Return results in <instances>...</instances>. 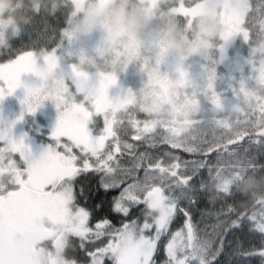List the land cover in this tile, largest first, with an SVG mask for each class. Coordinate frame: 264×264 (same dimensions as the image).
I'll return each instance as SVG.
<instances>
[{
    "label": "snow or ice",
    "instance_id": "obj_1",
    "mask_svg": "<svg viewBox=\"0 0 264 264\" xmlns=\"http://www.w3.org/2000/svg\"><path fill=\"white\" fill-rule=\"evenodd\" d=\"M170 10L185 18L215 14L226 28L224 45L235 37L250 44L264 31V9L253 0H191ZM65 41H74L70 22L59 37L53 33L26 49L11 50L0 35V102L32 73L40 83L24 86L27 113L51 100L59 114L39 158L23 139L0 129V217L13 226L0 234V264H32L18 242L37 217L44 233L38 251L67 236L71 264H255L257 258L264 264V199L246 208L231 200L235 174L264 168L237 151L245 140L264 142V65L251 61L257 87L241 85L243 102L231 118L204 120L196 116L189 73L177 78L157 67L162 47L155 64L151 57L141 63L136 48L122 50L116 37L102 34L94 53L110 47L125 69L137 61L148 77L138 94L129 90L112 99L117 75L96 66L95 57L81 53L69 71H59ZM214 78L208 74L210 102L222 110ZM154 83L156 94L142 99ZM90 122L100 129L96 137Z\"/></svg>",
    "mask_w": 264,
    "mask_h": 264
},
{
    "label": "rangeland",
    "instance_id": "obj_2",
    "mask_svg": "<svg viewBox=\"0 0 264 264\" xmlns=\"http://www.w3.org/2000/svg\"><path fill=\"white\" fill-rule=\"evenodd\" d=\"M112 1L114 0H72L74 12L71 13L70 24L74 32V41L71 44L65 41L59 53V71L65 72V65L76 62L79 55L83 53L89 58L95 57L93 63L105 72L116 73L117 85L109 90L112 99H116L129 90L138 94L148 83V77L146 72L141 71L137 61L130 62L125 69L124 58H117L110 47H105L102 52L94 53V49L102 39V34L104 36L110 34L116 37L122 50L136 48L140 54L141 63L144 58L151 57L152 64H155L162 47L163 57L157 67L177 78L181 71L188 72L194 85V88L189 91H195L196 103L199 104L196 114L198 119L231 118L233 110L243 102L242 97L237 95L241 85L248 90L256 89L257 84L251 61L254 60L256 65H264V31L255 34L250 44L240 37H235L224 45L221 36L226 28L223 26L222 19L215 14L201 11L190 18H185L173 14L170 10L171 7L179 6L181 2L190 3L191 0H164L159 9H151L152 3L143 7L134 0H116L113 4L109 3ZM107 4L109 6L105 8ZM253 4L264 9V3H261V0H253ZM117 5L121 6L118 13L120 20L135 19L148 25L142 38H136L133 28L127 21L109 23L115 14L114 9ZM10 8V5L0 0V35L4 37V44L12 49L14 46L10 35H17L18 29L16 30L15 23L10 20ZM86 23L93 25V30L89 33L83 31ZM97 24L99 27H95ZM66 28L67 26L61 32ZM57 36L59 37L60 34ZM173 38L182 40L184 43V53L180 56H176L171 51ZM39 62L41 61H38L37 66L43 67L42 62ZM212 72H215L213 90L221 98L222 110H216L210 102L211 93L208 92L207 85L208 74ZM91 75H96L94 70H91ZM39 83V79L34 74H23L21 76L22 86L0 102V108L16 106L24 116H27L32 128L37 129L41 137L46 140V149L50 144L51 132L55 129L59 119L53 102L45 100L42 107L34 115H30L21 103L22 98H18L19 101H13L17 99V90H22L17 93H25V85L38 86ZM158 88L159 85L154 83L147 93L142 94L141 98L147 95V98L151 99ZM185 98L184 89H177L176 99L181 105L185 102ZM88 129L92 136L99 135L100 129L96 122H90ZM42 154L43 152L40 155ZM38 219V234L32 237L19 236L20 250L31 257L32 264H71L70 256L73 245L67 236L62 237L54 247H45L38 251L44 234L43 218L38 217Z\"/></svg>",
    "mask_w": 264,
    "mask_h": 264
},
{
    "label": "trees",
    "instance_id": "obj_3",
    "mask_svg": "<svg viewBox=\"0 0 264 264\" xmlns=\"http://www.w3.org/2000/svg\"><path fill=\"white\" fill-rule=\"evenodd\" d=\"M115 2L116 0L113 3ZM108 4L105 8L111 5ZM10 7V20L15 23L16 30L18 29L17 35H10L14 46L11 50L26 49L37 40L43 44L45 39L53 33L56 36L61 34L62 29L67 26V22L71 20L72 11L74 12L72 0H45V3L40 6L39 15L31 10L30 0H13ZM237 151L253 158L254 163L264 165V142L257 145L245 140L238 146ZM232 182L235 195L231 200L239 201L241 207L246 208L253 201L264 199V168L235 174L232 177ZM255 264H260L259 258L256 259Z\"/></svg>",
    "mask_w": 264,
    "mask_h": 264
},
{
    "label": "flooded vegetation",
    "instance_id": "obj_4",
    "mask_svg": "<svg viewBox=\"0 0 264 264\" xmlns=\"http://www.w3.org/2000/svg\"><path fill=\"white\" fill-rule=\"evenodd\" d=\"M135 2H138L140 5H143V7H147L152 3V0H134ZM164 1V0H163ZM162 0H158L159 6L153 7L150 5L151 9H159L163 5ZM112 1L111 3H113ZM161 3V6H160ZM224 26V25H223ZM41 63V62H39ZM43 64V63H42ZM72 64V63H71ZM71 64L65 65L66 70L65 72L69 71ZM65 69V68H64ZM95 72V71H94ZM92 76V83L96 84L98 83V76L91 75ZM22 90H17V92H21ZM16 92V100L13 101H19L18 98L25 99L26 91L25 93H17ZM111 93L109 92V97L111 98ZM26 109V106H24ZM21 117H23L21 119ZM0 129H7L10 130L11 135L17 140H24V143L26 146H28L32 152L38 157L42 152L45 150V146L47 144L46 140L41 137L40 133L37 131V129L32 128L31 124L27 120V116H24L17 108L16 106H9L7 107H1L0 108ZM48 137V136H47ZM44 150V151H43ZM38 217L33 220L31 226L20 233V235L25 237H32L33 235L38 234L39 227H38ZM0 234H5L9 232L12 229V224L9 221V219L5 217H0Z\"/></svg>",
    "mask_w": 264,
    "mask_h": 264
},
{
    "label": "clouds",
    "instance_id": "obj_5",
    "mask_svg": "<svg viewBox=\"0 0 264 264\" xmlns=\"http://www.w3.org/2000/svg\"><path fill=\"white\" fill-rule=\"evenodd\" d=\"M4 4H8L10 5L11 3H13V0H3ZM30 3L32 5L31 10L39 15L40 11H41V5H43L45 3V0H30ZM120 5H117L114 9V15L112 16V18L109 20L110 24H116V23H123L125 21H127V18H125V20H120L118 13L120 10ZM129 23V26L133 28V31L135 33V36L137 39H140L143 37V35L145 34L148 25L143 22V21H138V20H131V21H127ZM95 27H99V24L95 25ZM93 30V25L86 23L84 25L83 31L85 33H89ZM171 51L176 55V56H180L184 53V43L182 40L173 38L172 40V47H171ZM179 62V61H178Z\"/></svg>",
    "mask_w": 264,
    "mask_h": 264
}]
</instances>
